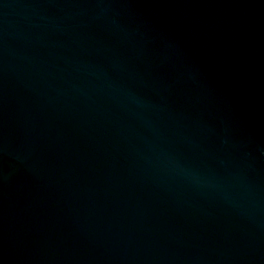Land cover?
I'll use <instances>...</instances> for the list:
<instances>
[{
	"label": "water",
	"instance_id": "95a60500",
	"mask_svg": "<svg viewBox=\"0 0 264 264\" xmlns=\"http://www.w3.org/2000/svg\"><path fill=\"white\" fill-rule=\"evenodd\" d=\"M0 264H264V0H0Z\"/></svg>",
	"mask_w": 264,
	"mask_h": 264
}]
</instances>
